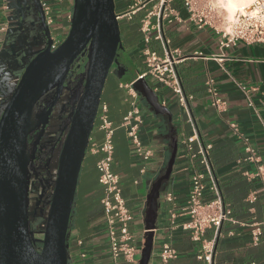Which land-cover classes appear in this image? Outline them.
Listing matches in <instances>:
<instances>
[{"label":"crops","instance_id":"crops-1","mask_svg":"<svg viewBox=\"0 0 264 264\" xmlns=\"http://www.w3.org/2000/svg\"><path fill=\"white\" fill-rule=\"evenodd\" d=\"M56 14L55 28L64 31L69 25L73 0H51ZM0 0V47L7 27L8 11ZM131 0H114L115 11L125 9ZM173 6L185 15L181 2ZM140 18L119 21L123 46V66L134 65L137 72L143 69L141 55L142 34ZM135 28L133 29V27ZM5 27L4 30L2 28ZM164 35L172 47L188 55L176 66L179 82L185 95V105L180 104L172 90L154 80L146 79L156 94L159 104L170 113L156 114L140 96L142 124L140 138L152 150L147 161L138 158L127 138L122 119L130 106V96L120 85L130 78L110 71L100 102L107 104V115L114 127L112 171L118 174L122 196L130 209L133 220L131 231L139 252L145 236V209L152 184L164 174L171 152L172 137L177 138V152L170 178L161 184L156 227L153 229L152 248L148 264L158 257L162 244L169 241L177 251L172 264H206L197 258L199 244L191 240L188 231L180 224L188 219L181 209L187 201L189 180L197 160L190 162L183 139L195 131L203 143L211 144L209 160L222 200L231 208L235 222H224L215 234L213 228L205 231L206 239H215L212 264H264V224L260 239L252 244L251 230L254 223L264 219L262 185L256 179L248 180L243 171H254V166L238 163L244 155L243 143L236 136L230 123H236L244 138L253 145L264 164V44L236 42L220 46V35L210 27L197 28L193 24L163 23ZM150 47L159 51V43L151 41ZM122 62V61H121ZM210 80L227 109L218 112L212 105L206 82ZM241 86L248 92L244 93ZM251 101L257 113L248 105ZM191 119V120H190ZM103 140L97 119L90 134L83 159L69 222V254L71 264H113L109 256L103 229L100 198L102 187L97 180L95 163L98 152L93 145ZM196 150L197 143H193ZM257 192L253 202L248 201L251 191ZM168 194L172 199L168 200ZM210 197L206 192L204 199ZM171 214H174L173 224ZM81 244H77V241ZM84 255V256H82Z\"/></svg>","mask_w":264,"mask_h":264},{"label":"water","instance_id":"water-1","mask_svg":"<svg viewBox=\"0 0 264 264\" xmlns=\"http://www.w3.org/2000/svg\"><path fill=\"white\" fill-rule=\"evenodd\" d=\"M5 2L8 23L0 58L23 43L29 55L21 64L15 86L0 92V264H71L69 222L81 165L105 81L111 70L119 76L125 71L117 57L123 46L115 3L73 0L68 32L61 44L51 50L50 29L45 24L40 0ZM40 22L46 32L45 46L32 50L39 44L35 36ZM82 57L86 60L79 74L80 88L75 95L71 93L69 100L71 108L63 126L66 133L55 177L48 200L37 212L29 197L28 137L40 118L52 109L62 90L69 87L68 73ZM133 86L156 114L167 113L171 117L144 79ZM176 152L177 138L173 136L164 174L152 184L147 195L145 236L138 264H148L159 192L162 182L170 178ZM37 217L41 221L33 228Z\"/></svg>","mask_w":264,"mask_h":264},{"label":"built area","instance_id":"built-area-1","mask_svg":"<svg viewBox=\"0 0 264 264\" xmlns=\"http://www.w3.org/2000/svg\"><path fill=\"white\" fill-rule=\"evenodd\" d=\"M175 0H131L129 5L116 12L117 19H130L137 11L146 8L148 10L140 18V31L142 34L141 55L143 69L137 72L135 78L129 82L121 83L130 96V106L122 119L127 138L135 155L142 161H147L152 156V150L146 148L140 138L139 128L142 124L140 110V95L133 84L139 79H151L170 88L178 97L180 104L185 105L186 98L182 91L176 66L188 58L179 48L170 45V39L164 35L163 23L167 24H193L197 28L210 27L220 35V46L228 47L236 42L246 44H264V0H252L250 3L238 8L231 19L225 16L216 3L217 0H179L185 15L173 6ZM45 22L50 29L51 50L58 47L64 40L68 27L61 31L55 28L56 14L51 0H40ZM7 9L6 2L2 4ZM71 15L68 16L70 22ZM5 27L2 28L4 30ZM159 43V51L150 47L151 41ZM207 91L211 99V105L218 111L227 109L226 101L218 94L212 82H206ZM244 93L248 90L241 86ZM248 105L257 113L253 103ZM264 105V102H263ZM108 107L100 102L96 114L98 128L103 132V140L99 145H93L92 151L100 154L95 163L97 180L102 187L100 205L102 210L103 229L109 256L113 264H138V247L135 245V237L131 231L133 215L122 196L119 176L112 171L113 161V133L114 127L107 115ZM95 119V120H96ZM191 120V119H190ZM232 132L243 143L244 155L237 160L238 163L251 164L254 171H243V175L251 180L256 178L262 185L264 198V164L256 148L251 145L241 134L236 123H230ZM197 143L194 150L193 143ZM186 155L190 162L197 160L198 166L194 168L189 180L187 201L181 209L188 216L180 226L188 231L191 240L199 244L197 258L206 264H212L215 239H206L205 231L213 228L215 234L219 232L224 222H235L232 210L224 204L218 183L209 160L211 144L199 140L194 131L191 136L183 139ZM206 192L210 197L204 199ZM257 192L251 191L248 201L256 199ZM168 200L172 197L168 194ZM175 215L171 214V223ZM262 222L254 223L251 230L252 244H257L260 239ZM81 244V241H77ZM84 256V255H82ZM177 257V251L169 241L162 244L158 257L153 264H172Z\"/></svg>","mask_w":264,"mask_h":264},{"label":"flooded vegetation","instance_id":"flooded-vegetation-1","mask_svg":"<svg viewBox=\"0 0 264 264\" xmlns=\"http://www.w3.org/2000/svg\"><path fill=\"white\" fill-rule=\"evenodd\" d=\"M38 26L40 30H38L35 40L39 44L32 47V50L41 49L45 46L46 32L42 29L43 23L40 22ZM26 47L25 43L21 45L17 44L14 51H9V53L3 54V57L0 58V92L13 88L18 81L21 64L29 55ZM122 51L123 48L117 52L118 60L119 58H123ZM85 60L82 57L79 61L75 62L66 79L69 87L62 90L52 109L45 118H40L33 132L28 137L31 157L29 197L32 208L36 209L37 212L48 200L50 184L55 177L57 162L66 133L63 130V126L66 124L71 108L69 100L72 92L75 95L79 91V74L83 71ZM40 221L41 218H35L32 222L33 228H36Z\"/></svg>","mask_w":264,"mask_h":264},{"label":"rangeland","instance_id":"rangeland-1","mask_svg":"<svg viewBox=\"0 0 264 264\" xmlns=\"http://www.w3.org/2000/svg\"><path fill=\"white\" fill-rule=\"evenodd\" d=\"M252 0H250L249 2H251ZM248 2V3H249ZM220 7H221V11L223 12V14L225 16H228V18H231V16H229V12L225 6L226 1L225 0H217L216 2ZM225 3V4H224ZM246 3V4H248ZM149 5L146 8L140 9L139 11L136 12V14L134 15V20H138V18H141L143 16V14L146 13V10H148ZM121 20H125V18H122ZM120 20V22H121ZM139 27H140V22H139ZM127 76V79L130 78V81L133 80L136 76V68L134 67V65L131 64H127L126 65V71L124 73ZM110 77H108L107 80H109Z\"/></svg>","mask_w":264,"mask_h":264},{"label":"bare ground","instance_id":"bare-ground-1","mask_svg":"<svg viewBox=\"0 0 264 264\" xmlns=\"http://www.w3.org/2000/svg\"><path fill=\"white\" fill-rule=\"evenodd\" d=\"M225 1H226V4L225 3L224 4L229 12V16H231L232 18L235 11L241 6L246 5V3H248L250 0H225Z\"/></svg>","mask_w":264,"mask_h":264},{"label":"trees","instance_id":"trees-1","mask_svg":"<svg viewBox=\"0 0 264 264\" xmlns=\"http://www.w3.org/2000/svg\"><path fill=\"white\" fill-rule=\"evenodd\" d=\"M134 28H135V26L133 27V29H134ZM122 55H123V54H122ZM123 59H124V58H122V59L119 58V61H120V62H121V60H122L121 64H123Z\"/></svg>","mask_w":264,"mask_h":264}]
</instances>
